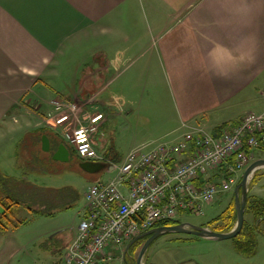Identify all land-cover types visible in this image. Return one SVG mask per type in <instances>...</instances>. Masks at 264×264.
Wrapping results in <instances>:
<instances>
[{"label":"crops","instance_id":"crops-1","mask_svg":"<svg viewBox=\"0 0 264 264\" xmlns=\"http://www.w3.org/2000/svg\"><path fill=\"white\" fill-rule=\"evenodd\" d=\"M144 5L151 49L141 32ZM144 54L146 67L162 71L171 92L165 118L173 124L166 130L184 121L212 132L226 122L236 124L264 99V0H0V138L25 131L27 148L41 154L38 133L50 129L45 116L27 106H46V115L57 98L91 100L86 112L104 113L97 135L105 137L101 130L111 114L103 109L112 102L105 93L133 58ZM63 58L70 59L74 94L59 83ZM134 65L137 72L142 59ZM97 135L98 152L115 170V159L99 151ZM48 139L54 155L58 146ZM22 180L12 182L23 185ZM259 183L250 185V194L257 195ZM76 228L53 264L60 263ZM14 256L15 250L0 241V264H15ZM33 260L44 264L40 256Z\"/></svg>","mask_w":264,"mask_h":264},{"label":"rangeland","instance_id":"rangeland-1","mask_svg":"<svg viewBox=\"0 0 264 264\" xmlns=\"http://www.w3.org/2000/svg\"><path fill=\"white\" fill-rule=\"evenodd\" d=\"M146 13L144 5L141 32L143 41L149 43L148 47L151 49L152 43L147 40L151 35L152 27H150V21L145 20ZM143 50L145 52V47ZM136 56L133 58L135 61L132 65L135 66V62L139 63L141 58L142 68L135 72L136 68L134 69L131 65L120 75L121 80L105 93L112 102L103 110H107L111 117L101 130L105 137L101 134L97 135L100 141L99 151L113 157L116 165L122 163L130 152L141 147L142 143L173 140L182 131L181 125L173 130V127L166 130L167 126L173 123L166 124L170 121L165 118V115L170 113L171 92L166 85L163 72L157 68L148 69L146 62L149 58L145 54L143 57ZM62 62L59 83L66 88L67 92L74 94L76 91L71 78L70 59L63 58ZM48 93L51 96L55 95L54 91ZM101 101L102 98L98 102ZM27 107L30 108L31 113L44 118L46 106L41 108L28 105ZM252 110L263 112L264 99L259 98ZM177 124L175 120L174 125ZM14 125L20 126L21 123ZM52 131L56 133L55 130ZM24 133L25 131L21 134H8L0 138V177L7 175L11 177L10 179L13 178V180L5 181H10L13 191L17 193L15 195L22 200L23 204L18 208L17 217L19 220H25L17 229L6 233L1 232L0 241L7 243V247L15 250V264H35L33 260L35 255L40 256L44 264H53L54 260L60 257L59 252L65 247L70 231L74 230L80 221L81 212L86 204L85 192L88 186L95 181H107L113 178L117 169L110 172L103 170L93 174L82 169L77 156L73 155L72 159L62 161L55 159L54 155L45 150H41V154L37 155L27 148ZM61 137L67 141L64 135ZM253 152L254 159L249 164L256 159L264 158L263 149L256 148ZM247 166L238 173L232 190L203 207L204 214L185 213L180 220L197 225L212 224V221L233 204L235 187ZM256 172L250 181L253 179L252 181H261V183L258 188H254L253 193L264 199V167ZM23 178L26 180L23 185L12 182L24 181ZM245 219L250 226L253 225L254 217L251 213L247 212ZM261 229L264 231V222L261 223ZM256 233L258 251L251 256L238 252L234 238L219 240L187 233H167L158 237L149 246L143 263L264 264V234ZM142 245L143 243L134 252L135 260ZM126 248L127 246L123 253L126 252ZM53 249L56 252L49 251ZM29 253L31 256L28 255ZM118 261L121 263V259Z\"/></svg>","mask_w":264,"mask_h":264},{"label":"built area","instance_id":"built-area-1","mask_svg":"<svg viewBox=\"0 0 264 264\" xmlns=\"http://www.w3.org/2000/svg\"><path fill=\"white\" fill-rule=\"evenodd\" d=\"M89 103L52 99L46 126L64 135L82 159L107 161L95 139L104 113L86 112ZM181 126L175 139L144 144L116 165L113 178L88 186L75 236L59 264H122L132 238L185 213L204 214L205 205L233 189L254 149L264 144V111H249L219 133L186 121Z\"/></svg>","mask_w":264,"mask_h":264},{"label":"trees","instance_id":"trees-1","mask_svg":"<svg viewBox=\"0 0 264 264\" xmlns=\"http://www.w3.org/2000/svg\"><path fill=\"white\" fill-rule=\"evenodd\" d=\"M233 125L231 122H226L220 126H217L214 129L215 133L221 132L224 128L229 127ZM43 134L48 135L50 137L51 141L55 143V146H58L60 143H66L62 137L58 136L55 133H52L50 130L43 129L40 133H38V144L40 147H38V151L41 152V136ZM70 152L72 153V156H77L80 161L81 157L77 155L75 150L68 145ZM259 149L264 150V144L258 147ZM248 150V148H246ZM43 151V150H42ZM231 162H234V160H231ZM257 172L255 173L254 177L256 176ZM253 177V178H254ZM11 177L1 175L0 177V204L4 208L3 211L0 213V230L4 231H10L17 229L20 225H22L25 220H19L18 219V208L23 204L21 200L17 198L14 191L12 192V186L10 185V181L13 180L10 179ZM253 180V179H252ZM250 182V185L252 181ZM240 182V181H239ZM233 204L225 209L214 221H212V224H210L211 228H213L216 231L221 232H227L231 231L237 221V212L235 207V195L233 197ZM251 213L254 217V223L252 226H250L246 219L245 224L242 229V231L234 238L235 246L238 252L244 254V255H254L257 252V233L260 232L264 234V231L261 229V223L264 222V199L254 195L250 194L248 196V202L246 207V213ZM182 222L180 218L173 219V220H166L159 222L156 226L160 225H174L177 223ZM154 226V227H156ZM148 238V236L141 238L137 240L135 243L132 244L131 249L127 253L126 258H124L123 264H135V250L142 244L144 241Z\"/></svg>","mask_w":264,"mask_h":264},{"label":"water","instance_id":"water-1","mask_svg":"<svg viewBox=\"0 0 264 264\" xmlns=\"http://www.w3.org/2000/svg\"><path fill=\"white\" fill-rule=\"evenodd\" d=\"M42 140H43V145H42L43 150L49 151L50 140L46 135H43ZM53 157L55 159H59L62 161L69 160L70 150L67 147V145L65 143H60L58 150L54 153ZM80 166L88 173H98L103 170H107L108 172H110L115 168V164L104 161H91V160L81 161ZM262 167H264V158H259L254 160L252 163H250L247 166L241 177L240 182L235 187V207L237 212V221L234 228L231 231H227V232L216 231L211 227L204 225H197L187 221L180 222L174 225L156 226L134 237V239L127 245L125 258L132 244L137 240L144 238L146 236H148V238L145 240L144 244L142 245L135 264H144L143 259L149 246L158 237L167 233H172V232L187 233L203 238L219 239V240L235 238L242 231L245 224L246 207H247L249 188L251 182L250 179L253 176V174Z\"/></svg>","mask_w":264,"mask_h":264},{"label":"flooded vegetation","instance_id":"flooded-vegetation-1","mask_svg":"<svg viewBox=\"0 0 264 264\" xmlns=\"http://www.w3.org/2000/svg\"><path fill=\"white\" fill-rule=\"evenodd\" d=\"M58 147H59V145H58ZM70 150V149H69ZM71 151V150H70ZM71 153V152H70ZM71 157H74V156H72V153H71ZM145 242V241H144ZM135 243V242H134ZM144 244V243H143ZM142 247V246H141ZM131 249V248H130ZM140 250H141V248H140ZM140 250H139V252H140ZM139 254V253H138ZM128 255V254H127ZM138 257V256H137Z\"/></svg>","mask_w":264,"mask_h":264}]
</instances>
